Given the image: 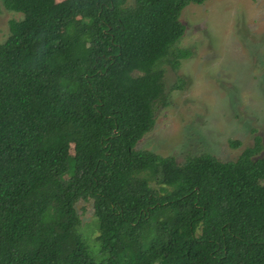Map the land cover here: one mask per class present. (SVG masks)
<instances>
[{
  "label": "trees",
  "instance_id": "1",
  "mask_svg": "<svg viewBox=\"0 0 264 264\" xmlns=\"http://www.w3.org/2000/svg\"><path fill=\"white\" fill-rule=\"evenodd\" d=\"M204 1L0 0L22 14L0 41V264H264L260 136L234 160L136 147Z\"/></svg>",
  "mask_w": 264,
  "mask_h": 264
},
{
  "label": "rangeland",
  "instance_id": "2",
  "mask_svg": "<svg viewBox=\"0 0 264 264\" xmlns=\"http://www.w3.org/2000/svg\"><path fill=\"white\" fill-rule=\"evenodd\" d=\"M21 16L0 2V41L9 20ZM180 20L186 30L177 46L190 55L176 69L165 66L168 103L157 102L155 125L136 147L178 162L203 152L234 160L260 136L264 155V0L190 3ZM77 209L84 234L94 238L92 201L80 200Z\"/></svg>",
  "mask_w": 264,
  "mask_h": 264
}]
</instances>
